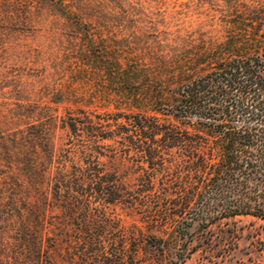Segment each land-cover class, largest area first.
Listing matches in <instances>:
<instances>
[{"label": "trees", "instance_id": "obj_1", "mask_svg": "<svg viewBox=\"0 0 264 264\" xmlns=\"http://www.w3.org/2000/svg\"><path fill=\"white\" fill-rule=\"evenodd\" d=\"M11 1V21L27 22L33 11L45 13L76 40L66 68L71 82L59 83L56 90L61 100L103 108L77 107L62 118L72 157L63 149L56 153L45 122L14 130L0 125V173L1 166H14L18 153L30 174L47 180L44 206L30 220L33 252L41 264H55L47 247L58 243L70 258L80 241L82 249L90 246L94 257L102 258L112 228L103 227L111 221L105 205L130 203L140 192H151L153 218L175 225L173 232L182 240L171 243L178 264L196 250V245L188 247V215L205 233L206 226L223 218L264 220V0L208 1V29L148 32L135 27L125 29L120 40L99 34L103 50L97 58L104 65L96 74L105 76V88L88 99L73 84L93 80L97 70L93 23L123 0ZM11 117L18 116L5 119ZM100 157L134 161L140 186L130 189ZM55 209L59 216L50 213ZM154 238L169 251V241Z\"/></svg>", "mask_w": 264, "mask_h": 264}, {"label": "rangeland", "instance_id": "obj_2", "mask_svg": "<svg viewBox=\"0 0 264 264\" xmlns=\"http://www.w3.org/2000/svg\"><path fill=\"white\" fill-rule=\"evenodd\" d=\"M208 1L221 3L220 0H123L122 4L110 8L111 14L107 18L93 23L97 40L92 52L97 58L103 50L99 34L120 40L125 29L130 31L135 27L148 32L154 29L167 32L190 30L200 26L208 29L205 26L209 22L205 15ZM17 10L22 11L21 8ZM13 11L11 0H0V31L3 33L0 34V125L14 130L24 128L27 123L45 122L56 153L63 149L62 154L72 157L73 152H67L71 145L66 143L68 131L62 127V118H66L68 112L75 114L77 107L103 111V108L75 102V98L62 101L56 93L59 83L66 81L64 84L68 85L71 82L66 68L74 59L76 40L63 28L61 21L52 16L33 11L29 21L14 22L10 19ZM133 14L138 17L136 21H130ZM103 65L97 58L93 80L73 84L82 90L86 99L104 91L105 76L96 74ZM110 110L115 111L112 106ZM10 114L18 117L5 119ZM18 157L20 155L16 153L14 166H1L0 264H41L44 263L42 256L40 263L33 252L31 230L35 227L30 226V220L34 213L40 214L44 206L41 200H44L42 193L46 192L47 180L30 174ZM78 157L76 154L73 158L77 160ZM100 161L107 170H117L130 189L136 190L140 186L136 177L141 171H137L134 161L109 157H100ZM155 182L157 189L158 180ZM148 193L151 192L136 193L137 197L130 203L116 201L105 205V215L111 221L103 227L112 228L105 236L104 249L100 251L103 252L102 258H95L96 251L90 246L82 249L81 241L74 247L73 258L62 243L54 248L47 247L48 258L55 264H178L174 256L176 248L171 243L178 245L182 240H178L173 232L175 225L153 218L150 210L155 205ZM50 200L48 193L47 201ZM50 213L60 215L57 209ZM188 216L185 221L188 225H184L189 227L187 236L191 240L188 247L196 245V250L189 254L185 264H264V220L250 215L223 218L206 226L205 233L199 228L202 226L191 219L193 216ZM89 227L95 233L100 232L96 225ZM154 237L169 241V251ZM204 237L205 240L198 243ZM206 237L210 238V243H206ZM84 252L88 258L82 257Z\"/></svg>", "mask_w": 264, "mask_h": 264}]
</instances>
